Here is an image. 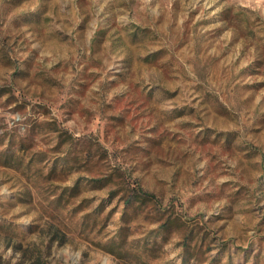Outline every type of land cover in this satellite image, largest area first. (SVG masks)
<instances>
[{
    "label": "rangeland",
    "instance_id": "374dc122",
    "mask_svg": "<svg viewBox=\"0 0 264 264\" xmlns=\"http://www.w3.org/2000/svg\"><path fill=\"white\" fill-rule=\"evenodd\" d=\"M0 264H264V0H0Z\"/></svg>",
    "mask_w": 264,
    "mask_h": 264
}]
</instances>
